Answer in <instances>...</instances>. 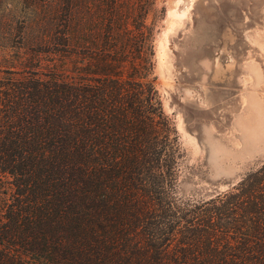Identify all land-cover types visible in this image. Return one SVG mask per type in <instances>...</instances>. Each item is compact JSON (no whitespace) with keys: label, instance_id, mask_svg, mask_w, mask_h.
I'll list each match as a JSON object with an SVG mask.
<instances>
[{"label":"trees","instance_id":"1","mask_svg":"<svg viewBox=\"0 0 264 264\" xmlns=\"http://www.w3.org/2000/svg\"><path fill=\"white\" fill-rule=\"evenodd\" d=\"M71 5L41 42L62 65L0 80V264H264V164L208 201L178 198V135L154 85L124 71L144 32L135 46L112 23L117 0L102 31Z\"/></svg>","mask_w":264,"mask_h":264},{"label":"rangeland","instance_id":"2","mask_svg":"<svg viewBox=\"0 0 264 264\" xmlns=\"http://www.w3.org/2000/svg\"><path fill=\"white\" fill-rule=\"evenodd\" d=\"M71 1L83 7L76 24L104 30L108 0H0L2 82L32 72L43 77L62 65L41 52L48 49L41 42ZM117 3L112 23L130 29L135 46L145 36L140 59L124 71L154 85L178 135L176 196L201 202L229 192L264 164V0ZM139 7L146 8L140 31ZM123 31L113 37L118 48Z\"/></svg>","mask_w":264,"mask_h":264}]
</instances>
